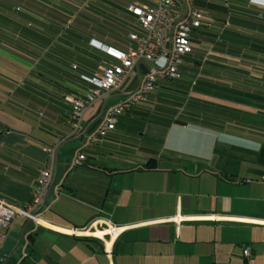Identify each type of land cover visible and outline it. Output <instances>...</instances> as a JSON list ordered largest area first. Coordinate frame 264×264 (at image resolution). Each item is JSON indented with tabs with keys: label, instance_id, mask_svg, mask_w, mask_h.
Returning <instances> with one entry per match:
<instances>
[{
	"label": "crops",
	"instance_id": "1",
	"mask_svg": "<svg viewBox=\"0 0 264 264\" xmlns=\"http://www.w3.org/2000/svg\"><path fill=\"white\" fill-rule=\"evenodd\" d=\"M41 1L43 13L28 8V17L21 18L33 27L24 34L13 32V20L4 27L0 17V197L25 206L46 148L56 146L53 184L37 223L14 220L0 264H264V164L258 160L264 96H244L264 90V61L213 49L212 42L231 16L235 23L229 27L239 35L264 39L253 28L264 26V0H230L235 11L229 14L211 9L213 21L192 33L193 52L180 66L181 79H160L153 99L120 115L115 128L88 148L103 103L106 108L135 91L139 77L88 108L83 129L71 134L63 96L82 97L87 86L72 67L78 62L86 73L99 71V55L82 42L102 36L75 27L58 34L64 4ZM119 34L124 49L135 46L125 32ZM104 44V53L113 48L108 43L106 51ZM200 76L225 92L202 91L194 85ZM78 153L86 160L70 166ZM99 230L106 231L99 236Z\"/></svg>",
	"mask_w": 264,
	"mask_h": 264
},
{
	"label": "built area",
	"instance_id": "2",
	"mask_svg": "<svg viewBox=\"0 0 264 264\" xmlns=\"http://www.w3.org/2000/svg\"><path fill=\"white\" fill-rule=\"evenodd\" d=\"M194 1L184 0L183 3L180 0H154L152 4L128 6V11L136 17L141 30L140 33L129 35L136 43L135 48L117 55L116 64L103 67L100 72L94 74L91 78L93 86L86 91L83 98L65 96V100L72 106L70 131L71 134H76L82 126L83 116L88 108L107 94L119 89L128 77L135 74L139 76L135 91L104 109L99 125L87 137L86 148L112 131L118 116L125 110L145 103L157 78L179 76L178 69L183 57L193 50L191 42L193 31L204 23L212 22L211 18L195 6ZM107 48L106 46V51ZM144 70L146 71L143 73ZM46 152L44 166L35 180L31 198L25 206L15 205L0 197V253L15 219L24 217L36 223L39 220L37 213L41 200L52 183L56 146L46 148ZM85 159L83 153L75 154L69 165L76 166ZM261 181L264 182V176H261ZM58 190L56 188L55 192L58 193ZM261 223L264 224V221ZM113 232L114 227H109L107 233L111 235ZM243 254L248 256L249 249L245 248Z\"/></svg>",
	"mask_w": 264,
	"mask_h": 264
},
{
	"label": "trees",
	"instance_id": "3",
	"mask_svg": "<svg viewBox=\"0 0 264 264\" xmlns=\"http://www.w3.org/2000/svg\"><path fill=\"white\" fill-rule=\"evenodd\" d=\"M32 1L33 0H0V17L3 18V21H2L3 26L4 27H10L8 24H5V23L13 20L16 22V26H13V32L24 34L27 31H29L30 29L33 30L32 25L28 26L27 24H25L21 21V18L28 17V10H27L28 8H31L32 12L36 15L43 13V9L41 8V6H43L42 1L41 0L37 1L36 3H38V4L34 3L33 5H32V3H33ZM56 2H60V3L64 4V5H60V6L63 9V11L65 12L64 13L65 14L64 15L65 16L64 24L60 28H58V29H60V30H58V34H64L65 32L70 31V29L73 31V27L81 29L84 33H86L87 29L89 28L90 30L98 31L101 34L102 37H99V38L86 37L85 38L86 40L82 42V44L87 45L90 48V50H93V54H94V52L95 53L97 52V54L99 55L100 68H99L98 72H100L103 67L110 66V65L116 64L118 62L116 59V56L119 55L118 52L121 49H124V46H122V45H124V44H122V43H124L123 42L124 39L119 34L120 31L125 32V34H127L129 41H131L132 43L134 41H132L129 38V35L131 33H140V31H141L138 27L136 17L133 16L128 11V6L131 5V3H128L125 6L119 8L117 10H112L110 8V4H109L108 0H56ZM194 4L198 9L202 10L209 18H211L212 21H213V18L209 13V11L211 9L212 10H218L219 12H221L223 14H227L230 11H235L231 7L230 0H195ZM55 12H57V11H55ZM55 12H53V13H55ZM123 15H125V16L123 17ZM256 17H257V14H256ZM124 18H128L129 20L126 21V20H124ZM226 23H228V24L226 25ZM233 23H235V20H234V18H232V16L229 17V21L228 20L224 21V27L225 28L227 27L226 31L223 33V35L220 38H214L212 40L213 49L225 50V51H229V52H233V53L240 52L241 54H243V56H246L245 58L247 60L264 61V57H256V56L247 55L243 51L245 49H248V50H255V51H260V52L264 53V39L260 40L257 37H251L250 38V36H246L243 34L239 35L240 34L239 32H237L233 28H231L232 27L231 24H233ZM229 26H231V27H229ZM201 27L195 29L193 32L200 30ZM253 28H255V30H258V31L264 33V26L254 25ZM73 32H75V31H73ZM104 41H105V43H107L106 46L109 49L111 46L109 47L108 43H110V45H113V48H111L110 51H107V53L102 52L100 50L101 48H99L100 45H103ZM9 43H11V42H9ZM135 46H136V43H135ZM135 46L132 48H125L124 50L126 52H124V53H127L131 49H134ZM192 52H193V50H192ZM192 52H190L188 54H191ZM124 53H121V54H124ZM88 54H90V51L88 52ZM188 54H186V55H188ZM185 56L183 57V61L180 64V66L182 64L185 66L189 62ZM79 58L85 59V57H83V56H79ZM102 60H105V61L103 62ZM200 60H201V58H200ZM190 61L193 64V66L197 65V66L202 67L201 61H199V60H195V61L190 60ZM113 62H115V63H113ZM80 66H81L80 63L74 62V66L72 67V69L76 70L75 72L77 75L76 76L77 80L84 83L85 85H87L86 90H85V93H86V91L93 86V83L91 82V78L94 76V74H96L98 72L86 73L85 71L81 70V68H79ZM180 66L178 69L179 70V76L177 78H157V80L154 84L153 90L151 92H149V94L147 95L146 102L142 103V104H138L134 107H131L130 109L125 110L122 114H124L125 112H129L132 109H134L140 105H146L149 102V99H153L155 96V92H156L155 90L157 88V85H158V82L160 79L165 80L167 83L178 82L181 79V72H180L181 68H180ZM202 69H205V68L203 67V68H201V70ZM210 72L211 71H209V70L207 71L208 74ZM213 72L216 75V76H214V75L213 76L218 79L219 78L218 76L221 74H219V72L216 70ZM204 75H207V74H204ZM263 75H264V72H263ZM129 78L130 77H128L124 81V83H126L129 80ZM181 81L185 82L184 80H181ZM208 81H209V79H205L202 76H200L196 79L194 85L196 87H198V85L201 84L200 89H202V91H205L206 93H209V92L213 93V95H215V96H218L220 94V92H225L224 87L223 88L220 87V85H218L217 83H214L213 81H209V82ZM205 82H206V84H203ZM122 85L120 86V88L122 87ZM207 85H208V87H207ZM244 92L246 93V94H244V96H246V95L264 96V90L263 89H257L250 94H247L248 93L247 91H244ZM85 93L82 95V97H75V96H73V97L83 98ZM65 96L66 95L63 96V100L70 105V113H71L72 106L69 102H67L65 100ZM70 96H72V95H70ZM104 99L105 98L103 97L102 100H104ZM122 114H120V115H122ZM117 122H118V118H117ZM117 122H116V124H117ZM82 129H83V122H82V126H81L80 130L77 133H79ZM68 131L71 133V131H70V114L68 116ZM87 131H91V128L89 127V129ZM73 135H75V134H73ZM105 136H103V137H105ZM103 137H101V138H103ZM258 160L260 163L264 164V148L259 153Z\"/></svg>",
	"mask_w": 264,
	"mask_h": 264
},
{
	"label": "rangeland",
	"instance_id": "4",
	"mask_svg": "<svg viewBox=\"0 0 264 264\" xmlns=\"http://www.w3.org/2000/svg\"><path fill=\"white\" fill-rule=\"evenodd\" d=\"M109 4H110V8L112 10H117L123 6H125L128 3H139V0H108ZM206 45L203 43V47H205ZM263 75V74H262Z\"/></svg>",
	"mask_w": 264,
	"mask_h": 264
},
{
	"label": "water",
	"instance_id": "5",
	"mask_svg": "<svg viewBox=\"0 0 264 264\" xmlns=\"http://www.w3.org/2000/svg\"><path fill=\"white\" fill-rule=\"evenodd\" d=\"M180 1L184 3V0H180ZM145 71H146V70H144L143 73H144ZM105 106H106V102L103 103V105L101 106V109H100V113H99L98 118L101 117V115H102V113H103V111H104V109H105ZM83 134H84V132H83ZM52 184H53V183H51V186H52ZM32 237H34V236H31V235H30V236H26L25 239H32ZM21 239H22V236H21Z\"/></svg>",
	"mask_w": 264,
	"mask_h": 264
},
{
	"label": "bare ground",
	"instance_id": "6",
	"mask_svg": "<svg viewBox=\"0 0 264 264\" xmlns=\"http://www.w3.org/2000/svg\"><path fill=\"white\" fill-rule=\"evenodd\" d=\"M43 225H44V224H43ZM88 230H89V229H88ZM90 230H91V229H90ZM68 231H69V230H68ZM82 231H84V230H82ZM105 231H106V230H104V231H100V230H99V231H96L95 234L101 236V235L104 234L103 232H105ZM65 232H67V231H65ZM88 233H89V232H88ZM103 238H105V237H103ZM107 243H108V242H107ZM108 244H109V243H108Z\"/></svg>",
	"mask_w": 264,
	"mask_h": 264
}]
</instances>
